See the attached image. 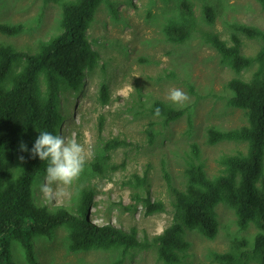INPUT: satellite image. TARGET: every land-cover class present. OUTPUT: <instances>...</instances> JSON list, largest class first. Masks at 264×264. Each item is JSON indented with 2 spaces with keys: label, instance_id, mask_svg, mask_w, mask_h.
<instances>
[{
  "label": "rangeland",
  "instance_id": "rangeland-1",
  "mask_svg": "<svg viewBox=\"0 0 264 264\" xmlns=\"http://www.w3.org/2000/svg\"><path fill=\"white\" fill-rule=\"evenodd\" d=\"M73 1L0 0V26L22 27L14 36L0 31V46L36 54L41 42L61 32L62 6ZM206 8L212 11L211 19L205 14ZM171 25L186 26L188 35L183 42L169 40L165 29ZM241 27L264 33V10L258 0L101 2L86 32L98 62L86 71L79 91L62 88L58 95V109L64 119L58 134L85 147V170L71 188L65 189L68 195L51 202L33 188L43 181L44 174H40L31 187L33 201L66 206L75 212L82 192L92 191L94 205L87 216L90 223L133 229L140 241L160 235L175 221L174 191L186 188L189 163L201 166L205 175L214 179L224 173V158L246 153L245 142L210 145L207 141L209 129L229 131L247 124L245 111L229 105L233 92L228 84L233 79L249 81L257 65L237 74L209 41L210 36H216L229 45L235 34L241 55L254 57L262 42L247 37L239 31ZM21 66L14 65L0 85L8 87ZM103 86L107 90L105 103ZM171 88L187 93L188 101L183 105L171 102L167 98ZM44 90L45 79L39 74V98ZM155 103L183 114L166 124L164 118L152 114ZM8 166L9 176L4 181L13 184L20 174L18 156ZM135 177L145 183H136ZM256 187L260 188L261 182ZM145 198L161 203L163 211L147 215ZM215 212L217 231L213 238L184 229L188 248L181 254L180 264H221L216 256L230 252H246L248 264H260L252 254L259 232L257 222L241 230L234 210L225 202L218 203ZM69 243L64 226L55 229L50 238L35 237L37 264H162L156 248L71 252ZM10 253L15 264H28L18 242L11 243Z\"/></svg>",
  "mask_w": 264,
  "mask_h": 264
},
{
  "label": "trees",
  "instance_id": "trees-1",
  "mask_svg": "<svg viewBox=\"0 0 264 264\" xmlns=\"http://www.w3.org/2000/svg\"><path fill=\"white\" fill-rule=\"evenodd\" d=\"M60 3L61 0H45ZM106 0H74L62 6L61 32L54 38L41 42L36 54L19 52L11 47L0 46V84L11 68L22 63L13 74L10 85H0V264H15L11 259V243L18 242L28 264H37L33 240L35 237L50 238L58 227L64 226L69 234V251L90 249L116 250L156 248L162 264H180L181 254L188 248L184 229L197 231L206 238H213L217 231L215 207L227 203L237 218L241 230L251 222H257L259 232L253 240L252 254L264 264V33L247 27L239 28L249 38L260 39L261 49L254 57L241 55V43L233 34L230 44L216 36L209 41L235 73L257 65L249 81L233 79L229 89L233 92L229 105L244 110L247 124L229 131L208 130V143L223 141L245 142L244 155L226 157L222 161L224 173L209 179L201 166L189 163L186 169L187 185L183 191H174L175 221L151 241H140L132 229L125 231L112 224H92L87 216L93 208L94 193L83 191L75 212L66 206L43 205L32 199L31 187L40 174H45L47 161L31 158L29 152H21V143L30 150L40 131L58 134L63 116L58 109V95L62 88L79 91L87 70L98 62V54L92 50L86 32L94 13ZM264 10V0H258ZM212 11L205 14L211 19ZM20 25H1L2 34L14 36L20 33ZM170 41L183 42L188 35L184 25H171L165 29ZM43 74L45 90L42 98L37 95V78ZM102 102L107 99L105 86L101 89ZM165 123L181 117L182 111L155 103ZM196 153V148H194ZM24 156L19 179L4 181L9 174V163L14 156ZM9 176V175H8ZM15 181V180H14ZM138 184L145 180L135 177ZM261 182L257 188L256 183ZM146 214L163 211V205L143 200ZM221 264H248L246 252H230L216 256ZM115 262L113 264H119Z\"/></svg>",
  "mask_w": 264,
  "mask_h": 264
},
{
  "label": "clouds",
  "instance_id": "clouds-1",
  "mask_svg": "<svg viewBox=\"0 0 264 264\" xmlns=\"http://www.w3.org/2000/svg\"><path fill=\"white\" fill-rule=\"evenodd\" d=\"M167 98L179 105L189 99L187 93L178 88L169 89ZM154 116L161 117L158 107L154 110ZM20 151L29 152L31 158L38 157L40 161H47L43 181L34 184L33 188L49 202L69 194L65 189L71 188L80 178L87 163L86 150L81 143L46 130L39 132L30 150L26 144L21 143ZM18 160L25 162L22 155L18 156ZM76 195H79V189Z\"/></svg>",
  "mask_w": 264,
  "mask_h": 264
},
{
  "label": "bare ground",
  "instance_id": "bare-ground-1",
  "mask_svg": "<svg viewBox=\"0 0 264 264\" xmlns=\"http://www.w3.org/2000/svg\"><path fill=\"white\" fill-rule=\"evenodd\" d=\"M94 222H98V219L97 220H94Z\"/></svg>",
  "mask_w": 264,
  "mask_h": 264
}]
</instances>
